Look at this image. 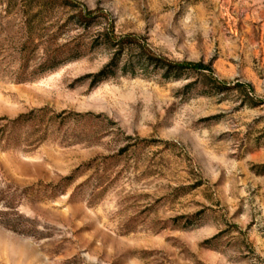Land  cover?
<instances>
[{
  "label": "rangeland",
  "instance_id": "1",
  "mask_svg": "<svg viewBox=\"0 0 264 264\" xmlns=\"http://www.w3.org/2000/svg\"><path fill=\"white\" fill-rule=\"evenodd\" d=\"M71 1L227 91L191 71L92 86L96 28L47 64L77 10L0 0V264H264V0Z\"/></svg>",
  "mask_w": 264,
  "mask_h": 264
},
{
  "label": "trees",
  "instance_id": "2",
  "mask_svg": "<svg viewBox=\"0 0 264 264\" xmlns=\"http://www.w3.org/2000/svg\"><path fill=\"white\" fill-rule=\"evenodd\" d=\"M62 1L65 6L77 10L74 19L76 25L81 29V34L75 39V43L73 42L67 46L65 53L49 58L48 65L56 63L57 60L61 61L59 59L62 57L69 60L86 55L89 50H86L85 47L88 33L96 28L97 34L90 41L91 47L89 51L92 49L106 50L109 51L111 58L99 74L90 76V78L94 79L92 86H97L104 80L116 77L119 74L131 77L138 75L148 76L151 70L153 71L152 73H161L164 79L177 80L183 72L191 71L200 73L205 78H208L212 82L213 89L217 92L224 93L227 91V88L223 87L224 83L219 81L216 76L212 65H205L202 62H171L166 58L156 55L146 38L134 34H117L113 20L103 10L96 9L90 11L86 8L79 9L80 5L71 0ZM134 54L137 57L133 58ZM136 58L139 59L137 62L135 61ZM240 87V85H237V88ZM2 224L5 228L16 229L6 223Z\"/></svg>",
  "mask_w": 264,
  "mask_h": 264
}]
</instances>
